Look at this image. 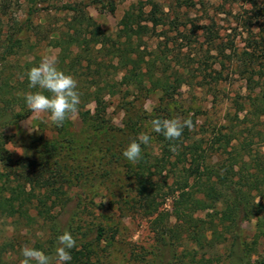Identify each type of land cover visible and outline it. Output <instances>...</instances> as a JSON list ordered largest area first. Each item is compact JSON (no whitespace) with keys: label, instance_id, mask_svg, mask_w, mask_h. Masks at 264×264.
<instances>
[{"label":"trees","instance_id":"trees-1","mask_svg":"<svg viewBox=\"0 0 264 264\" xmlns=\"http://www.w3.org/2000/svg\"><path fill=\"white\" fill-rule=\"evenodd\" d=\"M178 1L180 6L182 1ZM51 4L63 16L61 25L44 26L36 21ZM90 4L84 0L62 5H54L52 0H0V135L3 129L30 115L25 94L40 90L29 88L26 73L39 65L43 44L54 46L59 49L57 68L78 81V113L86 137L81 146L67 138L73 135L72 119L62 127L54 126V130L67 138L64 142L69 144L68 151L86 150L82 161L89 172L79 174L85 175V180H92L102 166L110 175L112 166H108L113 163L126 169L121 180L130 187V203L150 219L153 234L151 251L134 253L136 263L264 264V255L255 259L264 239V131L259 128L264 125V85L257 87L259 81L248 77V105L240 104V111L247 110L246 115L242 119L236 115V121L230 119L228 126L216 125L212 141L197 138L188 128L175 141L148 132L145 123L151 117L137 111L134 119L129 115L132 104L125 106V127L118 128L108 111L111 98L120 95L126 100L131 91L139 96L158 90L169 94L171 81L189 83L195 74L188 66L183 72L172 66L166 50L148 55L149 47H142L143 40L156 34L163 20L156 14L150 17L143 2L130 6L114 34L88 12ZM15 6L23 7L25 17L18 15ZM115 9L111 4V11ZM150 21H154L153 27ZM172 25L178 28L177 22L172 21ZM261 79L264 77L259 76ZM91 104L93 110L88 109ZM172 118L166 114L153 119ZM242 123L247 124L242 127ZM140 133L150 135V144L156 143L161 155L156 156L150 144L142 146V158L133 164L122 154L126 143L117 138L121 135L128 142ZM92 135L105 137L108 143L96 141L93 144L97 148L92 147ZM170 145L177 146L175 153ZM50 147L56 151L57 143H50ZM59 148L63 152V144ZM20 162L11 156L0 136V264L19 262L9 256L22 258L23 247L1 228V221L6 219L16 220L17 226L24 221L25 226L38 224L40 235H36L33 247L48 255L54 253L57 237L67 230L76 240L68 264H98L103 245L115 239L117 229L90 220L83 195H71L66 188L70 184L62 179L60 171L55 175L49 163ZM169 199L171 211L165 208ZM251 220L256 221L252 237L245 231V223Z\"/></svg>","mask_w":264,"mask_h":264},{"label":"rangeland","instance_id":"rangeland-1","mask_svg":"<svg viewBox=\"0 0 264 264\" xmlns=\"http://www.w3.org/2000/svg\"><path fill=\"white\" fill-rule=\"evenodd\" d=\"M73 1L82 0H52V3L62 5ZM84 1L90 4V0ZM103 1L90 4L88 12L112 34L117 32L124 13L132 4L143 2L150 17L160 15L163 20L157 26L156 34L147 36L142 47H149L148 55L153 51L166 50L172 66H176L180 72L188 66L195 74V79L189 83L171 81L169 94L158 90L139 96L138 92L131 91L126 100H122L120 95L114 96L108 111L115 126L125 127L128 118L125 106L133 105L129 115L134 119L137 111L151 117L145 123L148 132H152L151 121L156 115L170 114L175 118H191L195 121L193 132L196 137L212 141V131L216 125L228 126L230 119L234 118L236 121V115H240L241 119L246 115L247 110L240 111V104L248 105V77L253 76L259 81L258 86L254 83L253 85H264L263 79L258 80L259 76L264 77V0H180V6L178 0ZM113 3L116 8L114 12L111 11ZM47 7L49 10L41 12L36 21L44 26L49 23H54V26L61 25L63 16L53 10L52 4ZM15 8L20 17H25L23 7ZM172 21L178 23V28L172 25ZM153 23L154 21L149 22L150 27H153ZM41 54L56 62L59 49L43 44ZM144 67L146 69V65ZM214 76L216 80L213 79ZM93 108V104L88 106V109ZM72 122L70 132H73V135L67 138L73 139L81 146L86 137L81 114L78 113ZM245 124L247 123H242V127H245ZM54 126L46 117L37 118L30 113L24 120L3 129L0 136L11 156L19 159L20 163L37 162L45 165L47 162L54 168L55 175L60 171L62 179L70 184H66L67 191L71 195L80 194L85 198L91 213L88 218L97 222L103 221L108 227L117 229L115 239L103 245L98 264H137L134 253L142 255L147 250L151 251L153 234L150 219L139 213L130 203L133 197L130 187L126 181L121 180L127 174L126 169L113 163L108 166H112V173L108 175L102 166L91 176L92 180L88 179L92 183L86 185L85 182L89 181L85 180V175H79L89 172L88 168H84L82 161L86 150L79 151V148L68 151L69 144L64 142L67 138H61L55 132ZM259 128L264 131V125ZM91 137L92 145L96 141L108 143L105 137ZM125 139L119 135L117 141L126 143V147L130 141L125 142ZM50 143H57L56 151L55 147H50ZM62 144L63 152H59ZM92 147L97 148L95 145ZM149 149H152L156 156L161 155V148L156 143H151ZM97 154L99 155V150ZM56 160L59 161L58 164L55 163ZM160 178L162 179L161 176L157 177ZM165 208L172 210V199L167 200ZM24 222L22 226H17L16 220H2L1 228L17 240V246L33 247L36 235H40L39 226H25ZM255 224V220L245 223L246 234L250 237L254 235ZM84 255L82 253L81 256L85 259ZM263 255L264 239L255 259ZM11 258L12 261L17 259V264H20L22 259L20 255L9 256V259Z\"/></svg>","mask_w":264,"mask_h":264},{"label":"clouds","instance_id":"clouds-1","mask_svg":"<svg viewBox=\"0 0 264 264\" xmlns=\"http://www.w3.org/2000/svg\"><path fill=\"white\" fill-rule=\"evenodd\" d=\"M26 76L29 88L40 90L28 92L24 97L27 108L34 116L46 117L56 127H62L66 120L77 117L81 103L78 81L59 70L53 59L43 57L38 66L27 71ZM45 92L50 95H45ZM185 128L189 130L194 128L191 118L177 117L151 121V131L163 135L169 141L178 140ZM150 142L151 137L148 133H140L128 143L122 154L127 161L135 164L142 158V146H147ZM176 150V145H170V151L175 153ZM74 247L76 240L69 231L65 230L57 237L56 248L51 255L25 245L21 249L20 264H68L72 259L70 253Z\"/></svg>","mask_w":264,"mask_h":264}]
</instances>
